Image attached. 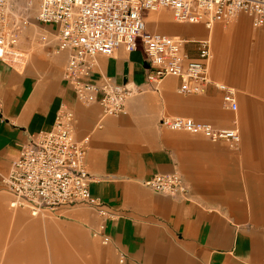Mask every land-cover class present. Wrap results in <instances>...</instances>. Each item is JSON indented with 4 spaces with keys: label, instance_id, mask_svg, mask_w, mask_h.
Returning <instances> with one entry per match:
<instances>
[{
    "label": "crops",
    "instance_id": "crops-1",
    "mask_svg": "<svg viewBox=\"0 0 264 264\" xmlns=\"http://www.w3.org/2000/svg\"><path fill=\"white\" fill-rule=\"evenodd\" d=\"M160 10L144 15L146 28L184 40L193 58L192 40L209 38V76L234 88L237 109L212 85L181 94L178 78L167 76L128 98L124 114L106 115L97 103L76 99L64 75L68 51L56 49V27L32 22V36L15 45L25 56L0 57V264H264V26L253 27L244 13L210 27L179 23ZM147 64L141 47L119 46L97 54L81 78L145 87ZM63 107L74 114L75 138L89 136L88 188L108 217L82 203L35 216L9 206L2 176L21 145L51 129ZM163 117L233 129L240 140L231 146L171 130L160 124ZM166 173L183 178L186 197L143 184ZM101 222L103 231L93 235Z\"/></svg>",
    "mask_w": 264,
    "mask_h": 264
},
{
    "label": "built area",
    "instance_id": "built-area-1",
    "mask_svg": "<svg viewBox=\"0 0 264 264\" xmlns=\"http://www.w3.org/2000/svg\"><path fill=\"white\" fill-rule=\"evenodd\" d=\"M34 17L37 24L56 27V49L67 50L65 77L71 82L76 99L89 105L97 103L106 115L126 112L131 96L155 89L167 76L178 78V92L201 94L209 85L222 92V101L237 109L235 90L225 83L213 81L208 72L210 39H194L197 56L183 50L185 41L146 28L144 15L160 9L170 10L179 23L204 24L210 27L217 19L229 20L238 13L251 19L255 28L264 26V0H38ZM23 14L16 0H0V57L18 56L12 46L17 44L16 18ZM41 42L47 35L39 36ZM119 46L127 51L141 47L147 57L146 86L119 83L111 77L98 82L82 79L87 76L97 54L111 55ZM160 124L171 130L201 135L212 142L225 141L236 145L240 136L236 130L215 128L209 123L185 117H163ZM89 136L77 140L74 136V114L63 107L57 113L51 129L23 143L18 158L1 178L12 195V209H26L31 215L54 211L60 206L86 204L96 208L101 218L109 216L103 203L91 196L90 176L85 158ZM153 191L184 198L188 194L178 173L155 174L144 181ZM104 229L101 222L92 234ZM103 242L108 237L103 236Z\"/></svg>",
    "mask_w": 264,
    "mask_h": 264
},
{
    "label": "rangeland",
    "instance_id": "rangeland-1",
    "mask_svg": "<svg viewBox=\"0 0 264 264\" xmlns=\"http://www.w3.org/2000/svg\"><path fill=\"white\" fill-rule=\"evenodd\" d=\"M28 1H30V4H28ZM18 5L19 7L22 9L23 14L20 15V17L16 18V26H17V32L19 34V38H21V36H32L30 33V27H32V22H34V17L37 13V9H38V4L36 0H18ZM161 11H165V10H158L156 12H152L151 14H155V13H160ZM239 14H243V13H239ZM170 15V13H169ZM236 17V16H235ZM235 17H233L232 19L229 20H221L222 23H228L231 20H233ZM148 20V19H147ZM151 23L148 22V26ZM16 45V44H15ZM12 46V50L16 51L19 53L18 56H13V55H9L8 57L10 59H15V58H20V56H22L23 52H20V50H18L16 47ZM22 53V54H21ZM24 55V54H23ZM25 56V55H24ZM28 215L29 213L27 211H25Z\"/></svg>",
    "mask_w": 264,
    "mask_h": 264
},
{
    "label": "bare ground",
    "instance_id": "bare-ground-1",
    "mask_svg": "<svg viewBox=\"0 0 264 264\" xmlns=\"http://www.w3.org/2000/svg\"><path fill=\"white\" fill-rule=\"evenodd\" d=\"M16 52V51H15ZM16 53H18V52H16Z\"/></svg>",
    "mask_w": 264,
    "mask_h": 264
}]
</instances>
